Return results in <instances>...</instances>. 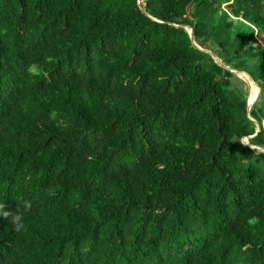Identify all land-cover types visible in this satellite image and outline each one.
I'll use <instances>...</instances> for the list:
<instances>
[{
	"label": "trees",
	"instance_id": "obj_1",
	"mask_svg": "<svg viewBox=\"0 0 264 264\" xmlns=\"http://www.w3.org/2000/svg\"><path fill=\"white\" fill-rule=\"evenodd\" d=\"M141 1L0 0V264H264V0Z\"/></svg>",
	"mask_w": 264,
	"mask_h": 264
},
{
	"label": "rangeland",
	"instance_id": "obj_2",
	"mask_svg": "<svg viewBox=\"0 0 264 264\" xmlns=\"http://www.w3.org/2000/svg\"><path fill=\"white\" fill-rule=\"evenodd\" d=\"M143 3H144V2H143ZM143 3H141V4H143ZM193 11H194V6H191V7L189 8V10H188V14H189V16L192 15ZM257 37H258V43L264 45V34H258ZM204 47H205V48H204L205 51L212 52L213 54H214V51L217 52V53H220V50L216 47V45H215L214 43H211V42H210V43L204 45ZM215 56H216V55H215ZM216 57H217V56H216ZM217 58H218V57H217ZM218 60H219V58H218ZM219 61H220V60H219ZM220 62H221V61H220ZM247 75H248V74H247ZM236 79H237V78H236ZM239 79H240V80L237 79V81L242 85V88H243L244 92L246 93V97H247V99H248L249 89H248V86H247L243 81L247 82V84H248L249 86L253 87V88L255 89V92H257V88L254 87L253 83H251L250 81L247 80V78L245 77L244 74L239 75ZM252 80H253V79H252ZM257 85H258V88L260 89V92H259L258 100L255 102L254 106L257 104V105H259L260 107H264V85H259V84H257ZM250 102H251V101H250ZM252 104H253V103H252ZM254 106H253V107H254ZM259 153H261V152H259Z\"/></svg>",
	"mask_w": 264,
	"mask_h": 264
},
{
	"label": "water",
	"instance_id": "obj_3",
	"mask_svg": "<svg viewBox=\"0 0 264 264\" xmlns=\"http://www.w3.org/2000/svg\"><path fill=\"white\" fill-rule=\"evenodd\" d=\"M144 1H145V0L141 1V2H140V5H141V3H143ZM154 20H155V19H154ZM156 21H157V20H156ZM185 29H186V31L189 33L191 39L193 40L194 45L197 46L199 49L203 50V49H202L200 46H198V44L195 42V37H194V32H193V30L190 29L189 27H186V26H185ZM203 51H205V50H203ZM205 52L209 53V54H210V55L216 60V62H218L221 66L225 67V66L222 64V62H220V61L218 60V58L215 56V54H213L212 52H209V51H205ZM228 69H230V68H228ZM230 70H231V72L236 76V78H237L238 80H240V79H239V75L246 74V73H241V72H238V71H235V70H232V69H230ZM246 75H247V74H246ZM254 83H255V82H254ZM247 102H248V112H249V114H250L251 111H252V109H253L254 103L251 104L250 99H248ZM250 119H251L252 121H254L251 117H250ZM254 122H255V121H254ZM256 125H257V127H258V128H257V133H256V135H255V136H252V137H249V138H245V139H243V141H241V142H242L243 144H245L246 146H248L249 148H251L252 150L256 151V152L264 153V149H261V148L255 147V146L251 145L250 142H249L250 139L255 138V137L261 132V127L259 126V124L256 123Z\"/></svg>",
	"mask_w": 264,
	"mask_h": 264
},
{
	"label": "clouds",
	"instance_id": "obj_4",
	"mask_svg": "<svg viewBox=\"0 0 264 264\" xmlns=\"http://www.w3.org/2000/svg\"><path fill=\"white\" fill-rule=\"evenodd\" d=\"M25 207H30V205H25ZM9 217L11 218V223L15 227L16 231H20L24 228L25 225L23 223V216L6 210V205L4 203H0V218L8 219Z\"/></svg>",
	"mask_w": 264,
	"mask_h": 264
},
{
	"label": "bare ground",
	"instance_id": "obj_5",
	"mask_svg": "<svg viewBox=\"0 0 264 264\" xmlns=\"http://www.w3.org/2000/svg\"><path fill=\"white\" fill-rule=\"evenodd\" d=\"M254 87H256L255 85H254ZM257 88V87H256ZM259 89L257 88V92H256V98H258V96H259Z\"/></svg>",
	"mask_w": 264,
	"mask_h": 264
}]
</instances>
